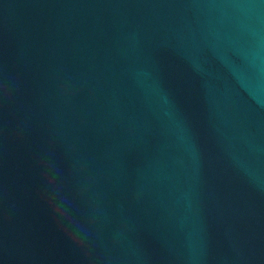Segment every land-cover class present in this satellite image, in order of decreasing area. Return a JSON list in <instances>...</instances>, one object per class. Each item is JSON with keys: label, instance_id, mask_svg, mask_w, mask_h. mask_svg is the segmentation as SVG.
I'll list each match as a JSON object with an SVG mask.
<instances>
[{"label": "water", "instance_id": "1", "mask_svg": "<svg viewBox=\"0 0 264 264\" xmlns=\"http://www.w3.org/2000/svg\"><path fill=\"white\" fill-rule=\"evenodd\" d=\"M0 264H264V0H0Z\"/></svg>", "mask_w": 264, "mask_h": 264}]
</instances>
